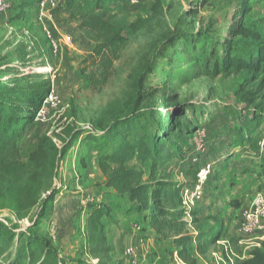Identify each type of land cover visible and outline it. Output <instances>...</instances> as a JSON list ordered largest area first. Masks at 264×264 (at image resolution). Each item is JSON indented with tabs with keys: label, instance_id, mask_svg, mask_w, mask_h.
<instances>
[{
	"label": "rangeland",
	"instance_id": "1",
	"mask_svg": "<svg viewBox=\"0 0 264 264\" xmlns=\"http://www.w3.org/2000/svg\"><path fill=\"white\" fill-rule=\"evenodd\" d=\"M4 1L0 102L20 98V158L28 164L45 134L62 151L53 190L27 217L18 182H1L6 264L28 233L51 241L63 264H244L264 249V218L242 231L264 191V0ZM103 12L109 31L87 26ZM257 55L256 68L246 64ZM139 89L158 112L142 110L126 135ZM166 114L187 130L174 132L161 165L138 150L114 154Z\"/></svg>",
	"mask_w": 264,
	"mask_h": 264
},
{
	"label": "trees",
	"instance_id": "2",
	"mask_svg": "<svg viewBox=\"0 0 264 264\" xmlns=\"http://www.w3.org/2000/svg\"><path fill=\"white\" fill-rule=\"evenodd\" d=\"M76 1L69 0L68 5L71 6ZM101 1H96L98 8ZM105 15V12L100 16L92 15L90 22L86 23L87 26L93 28L102 27L103 32L109 31L108 29H110L111 25L110 21L103 20ZM257 57L258 55L246 64H249L252 68H256L254 62ZM227 62L230 67H235L239 64L235 60V57L232 58L230 56ZM142 92L143 90L140 89L136 91L135 96L130 101L135 108L139 107L140 110L128 115L121 121V131L125 132L126 135H129L134 130L135 120L143 115L142 110L151 112L152 115L158 112L154 108L147 109L144 103L146 94ZM19 95L21 94L19 93ZM18 100L20 98H16L15 100L8 98L0 102V187L3 180L6 182H11L12 180L13 182H18V186L15 189V202L18 214L21 217H27L31 210L38 204L42 193L53 190L57 175L58 160L62 151L60 145L51 136L48 134L41 136L29 154L30 160L28 164L31 165V169L28 178L25 182L21 179L25 166L29 165L20 158L21 147L16 141L19 136L18 130L14 132V130L18 129L16 125L23 118L22 107L18 105ZM140 106H142V109ZM173 120L170 115L166 114L163 124L157 129V132L145 131L135 144H131V141L126 139L124 144L114 154L121 159H126L131 152L138 150L140 155L144 154L147 158H153L155 163L161 165L163 152L169 141L174 138V132L181 133L187 130L183 123ZM172 156L174 155L171 154L169 158L171 159ZM171 185L169 183L166 184V186ZM48 199H53V195H50ZM103 241L104 239H100L97 244L101 246ZM10 243L11 240L7 239L0 231V264H6L3 256L8 252ZM182 258L184 261H189V258L183 252ZM12 264H63V262L59 257L58 250L52 245L51 241L44 237L28 233L24 245L17 252V257ZM244 264H264V249L257 250L254 258L246 261Z\"/></svg>",
	"mask_w": 264,
	"mask_h": 264
},
{
	"label": "built area",
	"instance_id": "3",
	"mask_svg": "<svg viewBox=\"0 0 264 264\" xmlns=\"http://www.w3.org/2000/svg\"><path fill=\"white\" fill-rule=\"evenodd\" d=\"M131 3L137 4L141 0H130ZM61 0H41L43 6H47L50 8H55ZM10 6L4 1L0 0V12H7ZM49 38L51 39V33L48 31ZM53 43V48L55 51L58 50V45L55 43L53 39H51ZM212 165L208 164L204 167L198 174L200 182H203L207 179L209 173L211 172ZM264 218V191L259 192L255 195L251 208L245 214L244 224L242 226V231L245 233H253L255 229H257L260 225L261 219Z\"/></svg>",
	"mask_w": 264,
	"mask_h": 264
}]
</instances>
